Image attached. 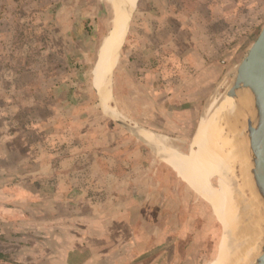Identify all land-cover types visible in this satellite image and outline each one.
<instances>
[{
    "label": "rangeland",
    "instance_id": "374dc122",
    "mask_svg": "<svg viewBox=\"0 0 264 264\" xmlns=\"http://www.w3.org/2000/svg\"><path fill=\"white\" fill-rule=\"evenodd\" d=\"M145 2L138 0L132 13L102 96L94 86V67L112 31V0H0V149L17 145V129L48 134L55 122L66 134L120 130L124 136L112 147L115 153L102 152L114 159L126 156L122 164L135 169L125 176L172 196L147 200L141 207V199L132 200L126 203L132 214L121 219L94 210L83 222H56L90 234L83 239L91 246L84 245L82 254L73 251L71 264L81 257L80 264H210L222 240L211 205L156 150L113 119L119 117L105 112L102 98L110 97L120 120L135 129L160 134L175 149L194 150L192 137L227 96L239 64L264 27V0H170L174 12L169 17L178 18L164 21L168 27L141 13ZM224 3L231 12L223 11ZM4 158L1 149V164ZM30 216L28 233L37 220ZM105 232L110 236L103 238ZM32 234L21 244L32 243ZM95 244L106 250L92 248Z\"/></svg>",
    "mask_w": 264,
    "mask_h": 264
},
{
    "label": "crops",
    "instance_id": "0c3cea01",
    "mask_svg": "<svg viewBox=\"0 0 264 264\" xmlns=\"http://www.w3.org/2000/svg\"><path fill=\"white\" fill-rule=\"evenodd\" d=\"M170 5V0H146L141 13H146L153 22L164 24L170 18L169 14L171 16L174 12ZM224 6L225 13L231 12L226 4ZM181 12L176 10V14ZM174 17L178 18H171ZM179 33L180 30L177 40L181 38ZM54 125V130L45 135L57 138L63 133L57 122ZM41 133L31 137L26 129H17L13 141L18 146L11 149L1 147L2 156L7 160L4 158L0 163V264H71L73 251L82 254L84 245L91 246L83 239L90 234H85L84 230L80 234L79 230L60 228L56 222L61 219H80L83 222L94 210L103 217L121 219L124 214H132L126 203L137 202L139 198L141 200L137 203H142L141 207L151 196V190L158 188L157 185L147 188L146 184L133 181V176H125L135 169L131 164H122L126 156L123 159L116 157V162L111 154L102 152L103 149L115 153L112 147L124 136L120 130L101 135L65 133L62 138L71 145L70 155H76L72 158L76 164L69 167L62 165V158L69 160L70 155L60 157L56 151L53 153L54 149L52 153L43 149ZM139 139L147 145L141 137ZM11 155L15 161L9 158ZM32 213L37 219L33 221V234L26 228ZM106 233L103 238L108 235ZM31 234L32 243L21 244L25 242L21 238ZM97 240L99 243L96 244H101L102 239ZM96 244L92 248L102 247L101 252L106 250V247ZM76 262L80 264L82 257Z\"/></svg>",
    "mask_w": 264,
    "mask_h": 264
},
{
    "label": "bare ground",
    "instance_id": "6f19581e",
    "mask_svg": "<svg viewBox=\"0 0 264 264\" xmlns=\"http://www.w3.org/2000/svg\"><path fill=\"white\" fill-rule=\"evenodd\" d=\"M112 2L117 26L101 46L94 67V86L101 94L107 91L109 74L123 44L117 34L127 32L138 0ZM251 95L249 90L241 89L236 96H225L214 105L192 137L194 150L175 149V143L160 134L136 129L159 158L211 205L223 235L210 264H256L262 253L264 199L257 189L254 171L264 176V147L255 137L256 125H249L255 120ZM102 105L105 112L124 119L115 112L107 95ZM260 148L263 155L258 157Z\"/></svg>",
    "mask_w": 264,
    "mask_h": 264
},
{
    "label": "water",
    "instance_id": "95a60500",
    "mask_svg": "<svg viewBox=\"0 0 264 264\" xmlns=\"http://www.w3.org/2000/svg\"><path fill=\"white\" fill-rule=\"evenodd\" d=\"M116 20H117V12H114L113 27L111 34L117 26ZM126 34L127 32L125 33L124 31L122 33L117 34L122 39L123 43L126 39ZM115 58L116 56H114L113 63ZM116 62L112 66V70L109 74L106 85L107 89L110 86V79L112 77V72L116 66ZM241 89H247L252 94L251 96L253 97V113L255 120L253 122L252 120H250L249 125L251 126L252 125L254 126V124L256 125L255 137L257 136L258 144L260 143L262 147H264V27L262 28L257 39L252 44L246 57L239 64L234 82L231 88L229 89L227 96L234 97L237 95V93H239ZM113 119L122 128H124L125 130L129 131L134 135H137L140 138L134 126L118 118L114 117ZM260 154L263 155L261 148H260V152L258 151L256 155H258L259 157ZM254 174H255L257 189L259 191V194L264 199V176H262V173L260 174L259 172L257 173L256 171H254ZM262 247L263 248H262L261 256H259V258L257 259L256 264H264V244Z\"/></svg>",
    "mask_w": 264,
    "mask_h": 264
},
{
    "label": "trees",
    "instance_id": "16d2710c",
    "mask_svg": "<svg viewBox=\"0 0 264 264\" xmlns=\"http://www.w3.org/2000/svg\"><path fill=\"white\" fill-rule=\"evenodd\" d=\"M74 126H75V124L73 123V127ZM74 128L75 129L76 128L79 129V126L76 125ZM26 131H27V134L30 135L31 137H35L36 136V130H34V129L31 128V129H26ZM65 133L66 132L64 130L62 134H58V137L57 138L56 137H50L49 135H45V134H42L41 133V135H42L41 136V138H42V144H43V147H44L43 149H45V151H47V152L51 151V153H52V149H54L53 150V153L56 151L58 153V155H60V157H64L62 155H70L71 154L70 152L72 151V150H70L71 149L70 148L71 145L64 138H62ZM85 133H87V132H85ZM70 156L71 157H70L69 160H65V159L62 158V165L63 166L69 167L70 165L76 164L75 161H74V159H72V158H75L76 155H74V156L73 155H70ZM158 194H159L158 193V189H155V192H152L150 198L148 199V202L149 203H154V202H156V200H158V202H159L160 200H163V198L166 197V196L172 197V196H170L171 194L168 191H167V193L159 194V197L161 196L163 198H161V197L160 198H157V195ZM148 202H146V205L149 204Z\"/></svg>",
    "mask_w": 264,
    "mask_h": 264
}]
</instances>
